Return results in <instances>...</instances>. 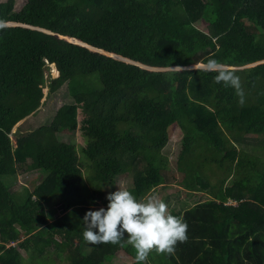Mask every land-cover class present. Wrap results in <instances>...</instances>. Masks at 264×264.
Here are the masks:
<instances>
[{"label":"trees","instance_id":"obj_1","mask_svg":"<svg viewBox=\"0 0 264 264\" xmlns=\"http://www.w3.org/2000/svg\"><path fill=\"white\" fill-rule=\"evenodd\" d=\"M15 4L0 1V264H25L20 250L36 261L32 264H112L119 249L137 264L130 245H83L85 213L107 208L105 194L114 192L111 187L122 174L111 157L97 158L84 170L76 165L77 108L105 93L100 77H82L104 67L121 89L114 107L127 133L164 131L172 124L183 132L176 161L183 176L179 185L194 203L170 212L187 222L188 239L175 255L162 262L148 256L146 264H264V162L259 159L264 154L250 153L263 151L264 141L250 151L243 147L253 140L246 134L264 135V0ZM125 51L134 62L154 67L216 59L240 77L245 103H238L235 89L215 83V73L118 62L127 61L116 54ZM51 63L56 77L50 75ZM251 63L256 64L245 67ZM63 85L71 99L57 106L48 122L23 133L16 128L12 143L8 134L41 105L42 89L48 88L50 98ZM89 115L90 108L84 111ZM127 161L131 185L125 189L137 197L164 182L166 157L158 150L129 151ZM19 170L31 176L30 185L15 191ZM161 198L171 203V196ZM50 199L58 200L64 213H46Z\"/></svg>","mask_w":264,"mask_h":264},{"label":"rangeland","instance_id":"obj_2","mask_svg":"<svg viewBox=\"0 0 264 264\" xmlns=\"http://www.w3.org/2000/svg\"><path fill=\"white\" fill-rule=\"evenodd\" d=\"M5 1V0H0ZM16 1L15 8L19 7V4L22 0H14ZM6 25H15L11 22L4 23ZM198 26V25H197ZM199 27V26H198ZM36 28V27H34ZM204 28V27H200ZM46 33L52 34L58 38H63L64 40L72 42V38H67L58 35L57 33L50 32L49 30H44L41 28H37ZM205 29V28H204ZM96 50V49H94ZM119 56H123L127 59V61H118L121 63H131L135 64L134 59L132 57H128L130 55L129 52L125 51V53H116ZM128 54V55H127ZM264 61V60H263ZM261 62V61H260ZM257 63V62H256ZM256 63H251L245 65V67L252 66ZM54 64H50L51 70L50 75L56 77L57 73L53 69ZM200 64L196 66H174L168 67V69H191V68H200ZM101 78L103 83H105V93L100 98L99 101H95L93 104H81L82 108H77V120L79 124H77V128L74 132V141H75V150L77 153V166L84 170L93 160L100 157H113L119 163L122 174L118 176L116 179V184H113L111 187L112 191L117 190L118 188L125 189L128 185H131V179L127 176V169L129 168L127 156L128 152L132 153H142L144 149H154L158 150L166 157L165 164V180L160 185H157L153 192L157 193L160 197H168L170 198L171 203H167L169 206V210L174 207L172 212L179 210V208L191 207L193 205V199H189L185 195V190L182 186L179 185V181L182 179V173L177 170V157L180 153L181 149V141L183 137L182 130L176 125L172 124L168 126V128L164 131H158L154 129H144L140 135H131L126 132V122L121 121L117 117H114L113 120L105 121L108 118V111L111 112L110 108H113V102L115 101L117 95H119L121 89H117L112 81L110 76V71L107 67L101 68L97 70L92 75H86L85 79L91 78ZM48 88L42 89V98L41 105H39L34 111L38 110L36 113L31 112L26 117L17 122L11 129V133L8 136L11 139V142L14 143L15 139L13 136V132L16 131V128L19 129L20 132H25L26 130H30L43 122H48L51 116L54 113V110L59 106L63 101H68L70 95L67 94L66 86L63 85L59 88L55 94L51 95L50 98L47 97ZM86 106V107H85ZM90 108L91 114L89 116H84V111ZM83 115V117H82ZM86 119V120H85ZM104 121V122H103ZM100 122H103L100 125ZM103 126V128H102ZM104 130V134H103ZM229 136V134H227ZM247 139H253L249 145L243 146L244 149L250 151L251 147H255L258 144L263 143L264 135L257 134H246ZM231 139V138H230ZM233 143V142H232ZM236 147L238 144L234 143ZM239 150V148H238ZM256 151V152H255ZM255 151H250V153H257L258 155L264 154V150L262 151L259 147L255 149ZM264 156V155H263ZM259 157L261 162H264V157ZM164 174V173H163ZM34 176V174H32ZM27 178L31 179L30 175H26L25 172L17 171L16 175V183L14 184L13 189L15 191H20L21 188L19 186L30 184L26 181ZM209 180L212 182L215 180V174L209 176ZM109 192H106L107 195ZM200 194V193H198ZM207 197L206 193L202 194V199ZM182 201L184 204H182ZM226 204L235 205L236 202L233 200H228ZM101 207V206H100ZM44 209L46 213L53 214L54 212L57 215H60L64 212H61V208L59 205V201L55 199H50L48 202L44 203ZM171 212V213H172ZM51 221V218L48 216V222ZM17 227V226H16ZM18 228V227H17ZM20 229V228H19ZM54 238L58 239L57 236L54 235ZM9 245H16V242H10ZM83 245H89V243L85 242ZM18 248V247H17ZM20 250V249H19ZM22 256L25 259V264H32L36 262L35 260H30L27 258V254L20 250ZM151 260L153 262H162L164 259V254H157L155 251L149 254ZM133 259L122 249H119L114 256L111 258L112 264H131ZM62 264H67V262H63Z\"/></svg>","mask_w":264,"mask_h":264},{"label":"clouds","instance_id":"obj_3","mask_svg":"<svg viewBox=\"0 0 264 264\" xmlns=\"http://www.w3.org/2000/svg\"><path fill=\"white\" fill-rule=\"evenodd\" d=\"M0 27H3L2 22ZM88 48L94 50L93 47ZM104 52L106 51L100 53L104 54ZM135 64L149 70L168 69V67L146 66L136 61ZM53 69L56 71L55 68ZM200 70L215 73L214 82L235 89L239 97L238 103L244 105L245 94L240 77L235 71L213 58L202 63ZM56 73L58 74L57 71ZM115 101L113 108H110L111 112H107L109 116L105 121L113 120L114 117L123 121L116 112ZM103 122H100V125ZM79 127L76 129L78 130ZM106 200L107 208L90 209L83 217V238L91 245L112 244L120 247L130 245L135 250L137 264H146L149 254L153 251L157 254L175 255L177 245L188 239L187 222L183 217L173 215L168 204L155 192L137 197L127 189L118 188L114 192H109Z\"/></svg>","mask_w":264,"mask_h":264},{"label":"water","instance_id":"obj_4","mask_svg":"<svg viewBox=\"0 0 264 264\" xmlns=\"http://www.w3.org/2000/svg\"><path fill=\"white\" fill-rule=\"evenodd\" d=\"M34 28V27H33ZM47 32V31H46ZM79 41V44L80 45H83V46H87V47H91V46H89V45H87V44H83L80 40H78ZM92 48V47H91ZM93 49H96V48H93ZM98 52H103L102 50H100V49H96Z\"/></svg>","mask_w":264,"mask_h":264},{"label":"crops","instance_id":"obj_5","mask_svg":"<svg viewBox=\"0 0 264 264\" xmlns=\"http://www.w3.org/2000/svg\"><path fill=\"white\" fill-rule=\"evenodd\" d=\"M53 68H54V66H53Z\"/></svg>","mask_w":264,"mask_h":264}]
</instances>
